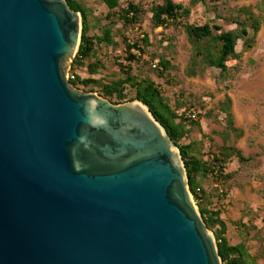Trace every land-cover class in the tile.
<instances>
[{
    "label": "water",
    "instance_id": "95a60500",
    "mask_svg": "<svg viewBox=\"0 0 264 264\" xmlns=\"http://www.w3.org/2000/svg\"><path fill=\"white\" fill-rule=\"evenodd\" d=\"M81 16L0 0V264H223L148 109L69 83Z\"/></svg>",
    "mask_w": 264,
    "mask_h": 264
},
{
    "label": "trees",
    "instance_id": "16d2710c",
    "mask_svg": "<svg viewBox=\"0 0 264 264\" xmlns=\"http://www.w3.org/2000/svg\"><path fill=\"white\" fill-rule=\"evenodd\" d=\"M69 8L79 13L82 22V31L78 51L69 70V83L76 89L88 92H97L112 104H121L137 100L143 104L154 119L163 127L171 143L178 149L182 159L189 191L196 207L204 220L208 230L212 232L218 248V255L223 264H258L244 242L231 244L228 236L229 227L221 218L223 208L219 204L227 198L228 192L222 188V183L230 177L226 173L229 162L233 159L240 163L249 161L235 147V141L241 138L242 131L234 127L231 113V101L225 96L216 110L224 116L225 129L221 134L222 145L209 146L207 154L202 152L203 142L192 141L189 136L200 129V114L196 112L195 121L185 118L181 106L171 108L168 101L162 96L160 87L149 77H137L133 71L139 64H145L158 79H163L170 70V63L160 58L155 68L151 67L154 57L146 61V50L149 48L148 36L142 31L143 17L150 14L152 29L166 30L170 27L180 29L192 49L190 58L191 74L195 75L196 68L201 64L205 68L226 72L229 62H239L240 56L235 48L238 41L242 42L245 50L251 49L255 37L260 31L261 21L249 8L237 10L227 8V4L234 0H184L187 4L162 0L160 3H151L144 9L143 0L135 3L133 0L120 7L118 0H103L112 18L100 30V36L90 35V26L86 11L76 0H65ZM201 5L213 14L212 21L196 25L189 23L190 10ZM110 15L107 16L109 20ZM115 22L121 23L132 37L123 36V56L115 59L123 78L111 82H103L94 77L103 69V63L97 59L98 48H114L117 43L112 36L111 27ZM234 26L227 30L225 26ZM137 30V32L135 31ZM138 52V55L132 53ZM125 63V64H124ZM77 69H84L87 78L82 79L76 74ZM131 93V95L128 94ZM195 111V110H193ZM211 117V112L206 114ZM205 183H211L215 193L203 190ZM240 227H244L240 225Z\"/></svg>",
    "mask_w": 264,
    "mask_h": 264
},
{
    "label": "rangeland",
    "instance_id": "374dc122",
    "mask_svg": "<svg viewBox=\"0 0 264 264\" xmlns=\"http://www.w3.org/2000/svg\"><path fill=\"white\" fill-rule=\"evenodd\" d=\"M76 1L87 13L90 35L100 36V30L111 20H115L103 0ZM118 1L120 7H124L132 0ZM161 1L140 2L144 9H147L151 3ZM173 1L187 4L184 0ZM227 8L251 9L259 17L261 27L251 49L245 50L242 42H237L235 50L240 56L239 62H229L226 72L205 68L199 64L195 75H190L192 49L184 33L172 27L166 30L152 29L149 22L150 14H146L141 27L149 41L145 60L150 62L153 56L154 61L158 62L163 58L170 63L171 68L163 79L156 78L145 64H139L133 74L153 80L160 87L162 96L171 108L179 105L181 106L179 112L195 110L200 114V129L191 134L189 139L202 141L204 154L213 147L222 145L221 134L224 132L225 122L224 116L217 112L216 107L225 96L230 99L234 127L242 131L241 138L235 141V147L249 161L240 163L233 159L227 166L226 173L230 178L222 183V188L227 190L229 197L225 199L222 218L235 225H231L228 233L231 244L244 242L258 264H264V0H234L227 4ZM108 15L111 16L109 20ZM212 19L213 14L201 5L190 10L189 23L202 25ZM224 28L231 30L234 26ZM111 31L117 46L102 47L96 51V57L103 63V69L94 78L103 82L123 78L114 58L123 56L122 37H132L119 22L112 25ZM76 74L82 79L88 77L84 69H77ZM66 77H70L69 71ZM128 94L131 95L130 92ZM210 112L211 117L206 118V114ZM202 188L212 193L219 190V187L215 189L211 183H205Z\"/></svg>",
    "mask_w": 264,
    "mask_h": 264
},
{
    "label": "built area",
    "instance_id": "2783aa9c",
    "mask_svg": "<svg viewBox=\"0 0 264 264\" xmlns=\"http://www.w3.org/2000/svg\"><path fill=\"white\" fill-rule=\"evenodd\" d=\"M132 53L135 54V55H138V52L135 51V50H132ZM156 65H157V61H153V62L151 63V67H152V68H155ZM184 116H185V118H187V119H189V120H193V121H195L196 118H197V114H196V112L193 111V110H188V111L184 112Z\"/></svg>",
    "mask_w": 264,
    "mask_h": 264
},
{
    "label": "crops",
    "instance_id": "0c3cea01",
    "mask_svg": "<svg viewBox=\"0 0 264 264\" xmlns=\"http://www.w3.org/2000/svg\"><path fill=\"white\" fill-rule=\"evenodd\" d=\"M229 196L227 195V198H228ZM226 198V199H227ZM224 203H225V201H223V203H221V204H219L220 206H222V208H223V214H224V208H225V205H224ZM249 212V210H247V212L246 213H248ZM222 214V215H223ZM221 218H222V216H221ZM223 219V218H222ZM224 220V219H223ZM226 222V221H225ZM226 224L228 225V227H229V231H230V227H231V225H234V224H231L230 222L228 223V222H226ZM235 226V225H234ZM232 228V227H231ZM243 228V227H242ZM229 233V232H228ZM250 253V252H249ZM251 254V253H250ZM258 262V261H257Z\"/></svg>",
    "mask_w": 264,
    "mask_h": 264
}]
</instances>
